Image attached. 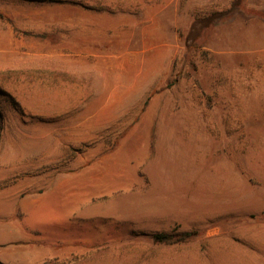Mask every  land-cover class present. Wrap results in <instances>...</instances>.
Segmentation results:
<instances>
[{"label":"rangeland","instance_id":"rangeland-1","mask_svg":"<svg viewBox=\"0 0 264 264\" xmlns=\"http://www.w3.org/2000/svg\"><path fill=\"white\" fill-rule=\"evenodd\" d=\"M233 1L0 0V257L264 264V0L209 25Z\"/></svg>","mask_w":264,"mask_h":264},{"label":"trees","instance_id":"trees-1","mask_svg":"<svg viewBox=\"0 0 264 264\" xmlns=\"http://www.w3.org/2000/svg\"><path fill=\"white\" fill-rule=\"evenodd\" d=\"M242 12L240 1H233L231 7L228 10L220 12L216 15H211L208 17L209 25L217 26L224 23L233 21L237 15ZM196 231L182 232L178 235L167 232H158L152 235V239L155 242L164 243V244H175L178 242H185L191 240L197 236Z\"/></svg>","mask_w":264,"mask_h":264},{"label":"crops","instance_id":"crops-1","mask_svg":"<svg viewBox=\"0 0 264 264\" xmlns=\"http://www.w3.org/2000/svg\"><path fill=\"white\" fill-rule=\"evenodd\" d=\"M11 251L13 255L10 257H0V264H46L45 258L34 256L35 251H39L38 248L31 250L30 248L16 246Z\"/></svg>","mask_w":264,"mask_h":264}]
</instances>
